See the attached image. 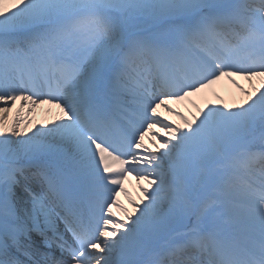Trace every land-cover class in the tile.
I'll use <instances>...</instances> for the list:
<instances>
[{"label": "snow or ice", "instance_id": "obj_1", "mask_svg": "<svg viewBox=\"0 0 264 264\" xmlns=\"http://www.w3.org/2000/svg\"><path fill=\"white\" fill-rule=\"evenodd\" d=\"M0 264H264V0H0Z\"/></svg>", "mask_w": 264, "mask_h": 264}, {"label": "bare ground", "instance_id": "obj_2", "mask_svg": "<svg viewBox=\"0 0 264 264\" xmlns=\"http://www.w3.org/2000/svg\"><path fill=\"white\" fill-rule=\"evenodd\" d=\"M6 2L11 5V3L14 2V0H6ZM235 79L239 82V84L242 86L241 88H237L234 84L231 83V81L225 77L222 78L216 85H214L210 89H206L203 92L196 94L194 96L188 97L186 100L172 103L171 107L177 111H180L186 116L189 120L193 118V116L199 114V110L204 107V105L207 104H213V105H222V104H238L240 103L244 98V90H251L253 87V84L249 83L248 81L244 80L242 77H235ZM256 86L258 85V82H256ZM20 102L18 101L15 106H13V113L17 110V107H19ZM59 114V110L51 105H38L36 106L31 114L28 113L27 109L24 111V115L27 116V119L31 121V124L29 127H32L33 125L37 124H45L49 120H53L57 117ZM10 116L12 114H9ZM176 124H179L182 126V121L179 116H176L172 113V120ZM156 131H159L156 129ZM145 143L148 144L149 147L152 145L149 143V137H145ZM146 186V185H145ZM125 187L128 189V192L132 199L139 201L143 194L139 191V188L137 186V181L129 177L127 181H125ZM122 197V196H120ZM122 205H124L125 208L128 209L129 212L132 211V205L128 202V198L123 194V199L120 200ZM121 216L123 215L122 212L120 213ZM119 216V214L117 215Z\"/></svg>", "mask_w": 264, "mask_h": 264}]
</instances>
